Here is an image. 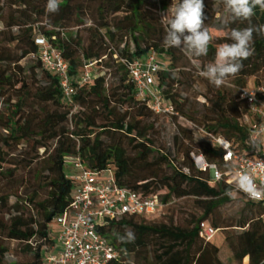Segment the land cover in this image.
Masks as SVG:
<instances>
[{"label": "trees", "instance_id": "1", "mask_svg": "<svg viewBox=\"0 0 264 264\" xmlns=\"http://www.w3.org/2000/svg\"><path fill=\"white\" fill-rule=\"evenodd\" d=\"M46 2L0 0V97L4 102L0 112V264H48V247L56 243L52 224L68 210L75 190L66 169L68 157H79L91 170L113 169L119 186L145 196L157 194L162 205L181 197H193L200 203L202 215L188 227L151 224L146 216L130 215L100 226L101 235L119 252L118 259L109 264H228L220 258L219 245L200 235V224L208 221L222 230L210 219L219 207L233 201L224 194L231 187L224 181L213 183L209 172L197 168L192 154L203 153L224 167L223 149L205 131L226 138L236 152L253 156L252 131L246 119L249 107L241 92L235 95L223 86L209 84L207 92L198 93L206 98L202 111L191 106L189 96H183L182 77L190 60L180 50L162 44L166 20L159 12L167 11L172 0H61L56 14L46 11ZM204 2L208 28L230 31L246 26V22L227 26V21L212 22V5ZM87 15L93 24L84 40L80 31L75 34L70 29L83 25ZM253 22L264 23V11L257 8ZM36 28L68 62L74 89L70 102L55 73L45 69L38 57ZM216 48L217 43L211 42L203 61L211 62ZM152 51L168 60L167 67L159 71L158 87L175 107L171 118L176 122L181 118L192 127L179 124L169 149L155 139L161 114L137 98L129 75V63ZM24 59L35 64L26 69L21 64ZM86 61L115 66V82L109 84L106 76L97 75L81 84L78 78ZM263 69L264 38L257 36L254 54L230 78L243 89L247 78ZM196 134L203 135L198 146L193 142ZM20 146L22 152L17 156L21 157L16 158L13 152ZM163 189L167 192L160 195ZM238 193L246 199L245 214L236 224L242 230L226 235L225 242L238 264L246 260L264 264V202ZM12 197L16 198L13 203ZM126 230L134 231V243L117 240L116 234ZM11 242L18 243L14 250ZM153 246L151 259L130 260L131 255L139 256ZM11 252L18 258L8 261Z\"/></svg>", "mask_w": 264, "mask_h": 264}, {"label": "built area", "instance_id": "2", "mask_svg": "<svg viewBox=\"0 0 264 264\" xmlns=\"http://www.w3.org/2000/svg\"><path fill=\"white\" fill-rule=\"evenodd\" d=\"M36 42L40 45L38 57L44 68L55 73L66 101L70 102L74 89L68 62L44 35H37ZM162 63L159 54L152 51L147 56L129 63V75L135 85L137 98L156 114L171 117L176 113L175 107L165 99L158 87V74L163 68ZM96 64V61L84 63L78 78L81 84L101 75L92 72L91 67ZM240 96L249 107L246 119L252 131L251 141L253 145H260V150H253V156L238 153L226 138L203 131L206 137L223 149L224 167L210 162L204 155L201 156V153H193L192 157L199 170L209 172L213 183L224 181L234 188L230 183L233 176L246 171L253 176L258 186H264V168L257 167L258 164L264 163V87L246 86L241 90ZM69 158L73 159V200L68 210L54 222L60 227V247L48 255L47 263L109 264L118 259L119 252L101 235L99 227L124 215H154L162 206L161 199L157 194L145 196L119 186L114 179L113 169L99 172L86 167L79 157ZM245 196L252 201L264 202V199L254 200L246 194ZM218 230L220 229L208 221L200 224V235L207 241L211 240Z\"/></svg>", "mask_w": 264, "mask_h": 264}, {"label": "rangeland", "instance_id": "3", "mask_svg": "<svg viewBox=\"0 0 264 264\" xmlns=\"http://www.w3.org/2000/svg\"><path fill=\"white\" fill-rule=\"evenodd\" d=\"M208 2L212 5V8L210 9V16L211 21L219 24L224 23L228 20V13L225 10L221 0H208ZM167 11H161L159 14L162 16L163 14H166ZM165 20V19H163ZM84 24L79 26H72L70 31L73 33H77L80 31V34L82 38L85 40L88 35V28L93 24V21L90 18V15H87L84 17ZM3 24L0 22V28H2ZM211 36L213 37L211 42L217 43V46L222 43L231 42L228 39L227 33L229 30L222 29L219 27H210L208 28ZM36 33L39 34V28H36ZM127 36L129 37V34L127 33ZM220 42V43H219ZM132 45V44H131ZM133 46V45H132ZM191 63L190 68H188L184 74V77H182V81L185 83L182 85L183 87H178L180 90H185L182 92L183 96H189L190 103L193 108H195L197 111L203 110V105L206 102V98L202 94H198L200 92H207L209 88V82L201 77L199 75L200 71H202L207 64L205 61H203L202 57H192L188 56ZM108 60V59H106ZM159 60L162 63L163 67H167L168 60L163 54H159ZM23 66H26V69H29L31 64H35L30 59H24L21 63ZM93 73H99L101 75L106 76L107 82L109 84L114 83L116 78L114 77L113 72L115 71L116 67H107L105 61L104 63H97L96 65L91 67ZM113 74V76H112ZM257 81L260 82L259 86L264 87V69L262 72H260L257 75L250 76L247 78V85H257ZM225 90H228L232 92L235 95H238L241 92V87L237 86L232 78H228L226 82L222 85ZM177 88V87H176ZM208 105V103H207ZM4 110V102L2 97H0V112ZM179 124L182 125L184 128H192L191 125L183 120L179 119L178 122L174 121L173 118L165 115H160L159 121L156 124V128L158 130V135L155 137L157 138L160 145H163L166 147V149H169L173 146V138L174 135L178 133L179 131ZM186 126V127H185ZM1 129H0V136H1ZM203 140V135L196 134L193 136V142L194 145H199ZM22 152V147L20 146L18 150L13 152V155L20 154ZM21 156H17L16 158H20ZM179 161L177 163L180 165L181 161L183 160V155H180ZM71 164H73V159L67 158L66 159V169L68 171V175L71 177L73 174V169ZM71 166V167H70ZM17 185L13 189V191H17ZM75 188V187H74ZM167 191L165 189L161 190L159 192L160 195H164ZM160 197V196H159ZM16 198L12 197L11 202H15ZM245 204L246 199L244 196L240 193H237L233 199L232 202L225 204L221 207H219L213 217L210 219L211 222L212 219L216 220L219 224V226L222 228V230H218L217 233L212 238V241L219 245L220 247V258L227 262L228 264H238L236 261H234L231 257V252L229 247L227 246L225 242V236L232 233H238L242 230L241 227L236 226V224L242 219V217L245 214ZM200 203H198L196 198L193 197H181V198H172L169 202L163 203L159 211L156 212V214L147 216L145 218V221L151 224H157V225H178L181 227H188L191 222L195 219H198L202 215V210L200 208ZM234 225L233 227H228V225ZM57 225L55 223L52 224V228L55 229V235L57 237V233H59V229L56 227ZM52 237H54V233L51 232ZM58 240L57 238H55ZM18 243L11 242L10 247L12 250H14L17 247ZM155 246L149 247L146 250H143L139 256L138 255H131L130 260L134 262L143 261L145 257L151 259L152 251H154ZM49 250L52 249V246L48 247ZM18 257L16 256L15 252H11L7 256L8 261L16 260ZM244 264H248V261L246 260Z\"/></svg>", "mask_w": 264, "mask_h": 264}, {"label": "clouds", "instance_id": "4", "mask_svg": "<svg viewBox=\"0 0 264 264\" xmlns=\"http://www.w3.org/2000/svg\"><path fill=\"white\" fill-rule=\"evenodd\" d=\"M228 13L227 24L245 23L246 26L231 28L227 33L231 42L219 44L214 59L207 63L199 75L210 84L219 88L229 77L236 76L244 67V61L254 54V40L264 38V23L253 22L256 9L264 11V0H221ZM61 0H47L46 11L50 14L59 12ZM204 0H172L162 19L166 20L164 47L175 48L192 57L207 56L209 44L213 37L205 24L207 19ZM170 14V15H169ZM259 151L261 146L253 145ZM203 156V153H201ZM257 167L264 168V163ZM234 188L226 189L225 195L234 198L238 192L246 194L254 200L264 199V186H258L253 176L246 171L235 174L230 181ZM122 243H134V231L126 230L123 235L116 234ZM131 264V261H129Z\"/></svg>", "mask_w": 264, "mask_h": 264}, {"label": "crops", "instance_id": "5", "mask_svg": "<svg viewBox=\"0 0 264 264\" xmlns=\"http://www.w3.org/2000/svg\"><path fill=\"white\" fill-rule=\"evenodd\" d=\"M71 167V166H70ZM57 227V229H59L60 230V227L57 225L56 226ZM52 232L54 233V238H57L58 239V233H57V237H56V235H55V229H53L52 228ZM59 247H60V244H59V239L58 240H56V243H55V245L52 247V249L50 250V253H54V252H56L58 249H59Z\"/></svg>", "mask_w": 264, "mask_h": 264}]
</instances>
